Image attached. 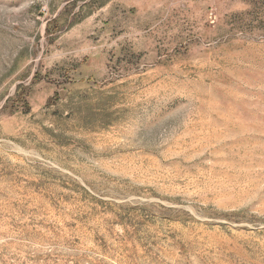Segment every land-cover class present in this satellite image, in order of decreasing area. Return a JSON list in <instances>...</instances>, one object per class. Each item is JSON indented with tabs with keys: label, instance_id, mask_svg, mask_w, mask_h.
Returning <instances> with one entry per match:
<instances>
[{
	"label": "rangeland",
	"instance_id": "rangeland-1",
	"mask_svg": "<svg viewBox=\"0 0 264 264\" xmlns=\"http://www.w3.org/2000/svg\"><path fill=\"white\" fill-rule=\"evenodd\" d=\"M0 264H264V0H0Z\"/></svg>",
	"mask_w": 264,
	"mask_h": 264
}]
</instances>
